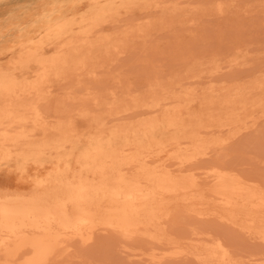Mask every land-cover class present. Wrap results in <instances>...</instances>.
<instances>
[{"label":"rangeland","instance_id":"rangeland-1","mask_svg":"<svg viewBox=\"0 0 264 264\" xmlns=\"http://www.w3.org/2000/svg\"><path fill=\"white\" fill-rule=\"evenodd\" d=\"M100 7L105 10L107 2L0 0V81L12 76L13 89L19 94L26 82L35 80L41 73L28 75L30 70L19 64L27 53L35 50L34 47L28 50L31 42L42 46L39 52L44 59L67 55L62 77H51L41 85L42 124L47 130L56 122L70 124L79 134L93 137L95 123L106 124L107 129L127 131L142 121L160 120L164 113L180 106H187L188 111L184 109L183 114L186 119L188 112L196 113L199 108L213 105L215 111L204 112L206 118L214 115L221 123L228 121L225 112L237 111L243 121L232 130L208 128L200 132L201 141L213 145L205 156L185 163L183 173L196 174L200 187L209 189L213 185L209 177L213 170L219 169L240 175L244 182L250 179L253 182L246 181L247 185H256L264 191V0H114L113 16L95 28L87 39L79 33L82 22ZM65 24L71 26L65 28V34L58 33L57 26ZM45 29L51 31L47 38L43 34ZM67 41L72 43L63 49L66 46L62 44ZM85 43L93 46L89 53L83 48H71L83 47ZM16 93L12 94L11 103L15 112L21 114L20 106L32 105L36 96L20 94L17 98ZM8 101L1 94L0 109L7 108ZM226 102L231 104L228 108L221 104ZM156 104L161 106L158 108ZM30 113L26 112L32 119ZM190 123L189 130H196L197 123ZM25 129L32 133L33 124L28 123ZM10 130L12 135L19 132L18 126ZM153 136L162 142L177 138L161 128ZM29 137L27 144L16 148L0 146V158L9 151L13 155L12 179L25 170L24 176L30 180L20 188L25 193H36L32 182L56 165L63 166L68 161L72 171L77 169L75 157L87 147L86 141L80 139L70 149L59 134L51 132L32 133ZM191 137L178 143L194 144L197 140ZM52 140L61 145L58 151L38 158L32 156L34 146ZM123 141L116 139L115 145H122ZM169 144H164L162 153L151 155L154 165L161 164L164 155H171L173 149ZM111 149L104 148L106 152ZM22 154L30 155L25 164L19 157ZM6 163V159L2 160L1 166ZM173 163L171 171L176 170L177 161L172 157L167 159V165ZM209 196L207 199L211 201ZM174 209L171 208L174 220L162 223L159 233L136 235L131 240L109 230L94 231L87 241L64 237L45 264H223L220 256L208 251L219 239L229 250V263L264 264V212L256 213L254 227L247 230L241 225L246 216L239 217L240 224L236 226L204 212L189 208L188 211L186 207L179 208V213L176 210L177 214ZM186 227L188 231L184 230ZM193 233L202 234L199 243L193 241L196 239ZM166 238L179 242L184 254L171 256L174 249L170 247L157 250L155 246H160ZM154 250L159 254L155 252L157 258L153 261L149 256ZM29 254L23 252L14 264H23L31 257ZM3 259L0 253V264Z\"/></svg>","mask_w":264,"mask_h":264},{"label":"bare ground","instance_id":"bare-ground-1","mask_svg":"<svg viewBox=\"0 0 264 264\" xmlns=\"http://www.w3.org/2000/svg\"><path fill=\"white\" fill-rule=\"evenodd\" d=\"M101 1L107 2L108 7L105 10L102 7L98 8L88 20L82 22L84 24L79 33L87 39L89 34L96 30L95 28L113 16L114 0ZM69 26L66 24L57 26L58 33L65 34V28ZM50 33L48 29L43 32L46 38ZM71 43V41L63 43L62 47L66 46L63 49L69 48L67 46ZM32 47L35 50L28 51L31 53H27L24 61L19 64L20 67L30 70L27 72L28 75L40 71L37 78L26 82V86L19 90V94L13 89L15 84L12 76L6 81H0V95L4 94L9 99L7 108L0 109V132L2 133L0 146L16 148L23 143L27 144L26 140L32 133L51 132L55 135L59 134L63 144H67L70 149H74L76 142L80 139L86 141L87 147L75 157L78 168L74 171L70 169L66 161L63 164L65 170L60 164L56 165L43 177L39 176L32 182V190L36 193H25L20 189L23 185L30 183L29 178L24 176V169H20L17 179L11 178L14 170L11 151L0 158V253L4 256L3 264H14L15 259L23 252L32 254H29L31 257L23 264H45V261L62 244L64 237L81 238L87 241L97 230L113 231L127 240H131L136 235L147 236L153 232L159 233L162 223H172L174 220L171 208L179 210L186 207L236 226L240 224L238 218L246 216L247 220L241 225L247 230L254 227L253 223L258 215L256 213L264 212V191L256 185L249 186L245 183L253 182L252 180L246 179L244 182L240 175L216 169L209 177L213 181L212 187L204 189L200 187L196 174L191 171L184 174L182 169L185 163L189 164L192 160L205 156L213 145V143L201 141L200 132L208 128L232 130L235 126L242 124L243 120L240 119L239 112L235 111L233 114L225 112L224 117L228 121L221 123V120H216L214 115H210L209 119L206 118L207 115L204 112L212 110L213 113L215 111L213 105L207 106L212 107L211 109L206 107L199 108L196 113L188 112L186 119L183 118V114L184 109L188 111L187 106H180L164 113L160 120L155 118L145 120L138 126L128 128L127 131L126 129H107L106 124L95 123L94 137L90 134H79L74 126L71 127L70 124L64 126L58 122L47 130L42 124L43 113L40 110L43 92L41 85L47 83L51 77L60 79L68 58L67 55H62L54 59H44L39 52L42 46L38 45V42H31L27 48L30 50ZM71 48H83L89 53L93 46L85 43L83 47L72 46ZM13 93L17 94V98L21 96L20 94L34 95L36 100L30 106L21 105L23 112L18 114L11 103ZM221 104L226 108L231 105L230 102ZM156 105L158 108L161 106ZM27 111L31 112L32 119L27 116ZM205 119L208 120L205 121ZM190 122L197 123L196 130H189ZM28 123L33 124L30 134L25 129ZM15 126H18L19 132L12 135L10 129ZM157 128L173 133L177 138H169L163 142L155 139L153 132ZM236 132L235 130L233 133ZM191 135L197 140L194 144H188L187 141L178 143L180 139L187 140ZM119 138L124 140L123 144L116 146V139ZM167 142L173 149L171 155H164L162 163L154 165L151 155H154V152L162 153L163 147H166L164 144ZM182 144H185V147L180 148ZM110 147H112L110 152L104 150ZM60 148L61 145H57L54 140L41 142L34 146L32 156L38 158L41 155L56 152ZM29 156L22 154L19 157L25 164ZM171 157L177 161L174 171L170 170L171 166H175L174 163L167 165V159ZM4 159L7 163L2 167L1 162ZM42 189H44L43 192H41ZM207 194L212 197L211 201L207 199ZM176 210L174 209V214ZM177 212L179 213L180 210ZM190 226L188 224V227ZM184 230H187V227ZM163 231L165 232L164 229ZM201 235L193 233L196 237L193 241L198 242ZM164 240L166 241L160 246H155L157 250L159 247H170L175 250L174 252L171 250L172 253L169 251L171 256L184 254L185 251L182 250L179 242L167 241V238ZM222 242L221 239L215 240L214 247H210L208 251L210 254L220 256L221 263L231 264L229 250ZM157 250L149 253L153 261L157 258L155 252L159 254Z\"/></svg>","mask_w":264,"mask_h":264}]
</instances>
